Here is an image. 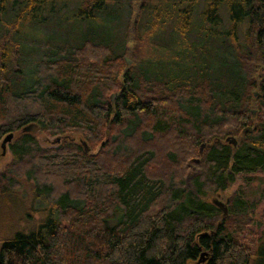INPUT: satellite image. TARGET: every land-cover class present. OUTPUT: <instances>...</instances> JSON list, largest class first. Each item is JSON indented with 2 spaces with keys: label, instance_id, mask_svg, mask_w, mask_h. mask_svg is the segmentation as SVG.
<instances>
[{
  "label": "trees",
  "instance_id": "1",
  "mask_svg": "<svg viewBox=\"0 0 264 264\" xmlns=\"http://www.w3.org/2000/svg\"><path fill=\"white\" fill-rule=\"evenodd\" d=\"M4 1L0 140L13 137L0 194L26 178L48 207L37 228L4 240L0 264H249L263 251L246 200L226 191L264 171V0H207L197 18L199 0H76L78 33L66 28L33 51L26 27L55 6L23 0L6 19ZM124 1L139 7L118 36ZM149 6L152 36L170 28L185 41L167 70L142 56ZM41 135L62 141L44 147ZM191 169L201 173L188 181ZM213 192L225 196L226 216Z\"/></svg>",
  "mask_w": 264,
  "mask_h": 264
},
{
  "label": "rangeland",
  "instance_id": "2",
  "mask_svg": "<svg viewBox=\"0 0 264 264\" xmlns=\"http://www.w3.org/2000/svg\"><path fill=\"white\" fill-rule=\"evenodd\" d=\"M206 1L207 0L198 1V6L195 11L196 18L201 15ZM22 2L23 0H5L3 2L4 7L6 6L4 9V11H6L5 18L8 19L10 17L9 13L12 6L15 10L18 6L17 11L20 12L23 9ZM47 2L50 8L52 7V5L55 6V13L50 15L51 12L49 11L48 13L46 8V11H44L42 15H36L42 21L41 24L35 25L34 23H30L26 27L28 29L27 35L29 37L24 40V44L29 47V51L37 49V45L40 44V42H42V40L46 37H62L61 35L66 32V28H69L74 33H78L77 30L80 29V25L78 24L79 22L73 16L72 12V8L74 7V4H76V0H47ZM157 3L158 2H155L156 5H158ZM138 7V4H134L131 8L127 1L121 3V17H117L114 20L118 36L123 35L124 31L126 30L127 21L132 16L134 17L136 15ZM150 9L151 8L149 6L143 12L140 18V30L144 37L142 40V56L144 57V61L146 63L150 61L152 63V66L158 65L164 70H167L170 69V66H172L176 61L175 59L177 52H187L184 43L185 41L184 38H181L178 32L173 31V33H171L172 31L170 30V28H168L166 33H163L161 29H158L159 31L157 32L159 33H157V35L155 34L157 38L152 36L149 29V18L151 16ZM58 10H60V12ZM221 14L223 17L224 26H228L229 14L225 6H222ZM39 26H41L40 30ZM85 27L86 25H84L82 28ZM240 35H243L242 30L240 32ZM177 37H179V46L175 49H172L176 47ZM38 40L39 43L37 42ZM34 58L35 57L31 56L30 54L24 57V59L28 62L34 60ZM132 64L135 63L132 62ZM26 71L28 72L29 68H27ZM58 138L60 137L49 135H41L38 137L39 142L44 147H54L60 144L62 140H58ZM2 141L3 139L0 140V177L3 173L4 168L10 163L12 159V154L9 149L10 142L7 144L6 153H3ZM200 173V169H191L186 175V180L189 181L190 178L195 177ZM22 184V188L16 193L7 192L5 194H0V246L2 245L4 240L12 237L16 231L22 230L25 232H30L39 226L40 220L42 218L43 220L45 219L44 214H46L47 212L44 210L46 207H48L47 201L41 198H34L32 193L33 181L24 178L22 179ZM236 191L240 192L242 198L246 200V214H249L253 218H255L259 233L264 235V222L262 220V214L264 213V171L252 172L244 176L238 175L234 183L226 191V196H231ZM216 198H219L221 201L226 203L225 196H220V193L218 194L216 192H213L208 196V199L210 201H213ZM262 249L263 251L257 250L256 252H254L249 264H264V247ZM189 264L196 263L192 262Z\"/></svg>",
  "mask_w": 264,
  "mask_h": 264
},
{
  "label": "water",
  "instance_id": "3",
  "mask_svg": "<svg viewBox=\"0 0 264 264\" xmlns=\"http://www.w3.org/2000/svg\"><path fill=\"white\" fill-rule=\"evenodd\" d=\"M113 99H114V96H113ZM40 129V126L37 125V124H34V125H31L27 128V130L31 131L33 134H36ZM252 131V127L249 126L247 128H245L243 130V132H250ZM110 133V129L107 131V135H109ZM12 137H13V134L10 133L8 134L6 137L3 138V141H2V148H3V153H6V150H7V144L9 142H11L12 140ZM60 138H58L59 140ZM227 141L231 144H233L234 146H237L238 144V139L234 136V135H230L227 137ZM85 146H86V151L88 152L90 150V148L87 146L86 143H84ZM205 147V143H203L201 146H200V153L203 152V149ZM197 162H199V159H196ZM214 204H216L223 212V215L226 216L229 212V208H228V205L226 203H224L223 201H221L219 198H216L213 200ZM204 253L201 254V257L200 259L198 260V263H201V262H204L205 259H204Z\"/></svg>",
  "mask_w": 264,
  "mask_h": 264
},
{
  "label": "flooded vegetation",
  "instance_id": "4",
  "mask_svg": "<svg viewBox=\"0 0 264 264\" xmlns=\"http://www.w3.org/2000/svg\"><path fill=\"white\" fill-rule=\"evenodd\" d=\"M61 140V139H60Z\"/></svg>",
  "mask_w": 264,
  "mask_h": 264
}]
</instances>
